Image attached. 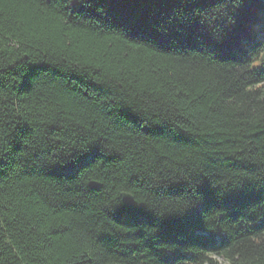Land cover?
I'll list each match as a JSON object with an SVG mask.
<instances>
[{"label":"trees","instance_id":"1","mask_svg":"<svg viewBox=\"0 0 264 264\" xmlns=\"http://www.w3.org/2000/svg\"><path fill=\"white\" fill-rule=\"evenodd\" d=\"M0 264H264V0H0Z\"/></svg>","mask_w":264,"mask_h":264},{"label":"water","instance_id":"2","mask_svg":"<svg viewBox=\"0 0 264 264\" xmlns=\"http://www.w3.org/2000/svg\"><path fill=\"white\" fill-rule=\"evenodd\" d=\"M122 202L126 208H130V207L134 206L133 198L128 194L122 195Z\"/></svg>","mask_w":264,"mask_h":264}]
</instances>
